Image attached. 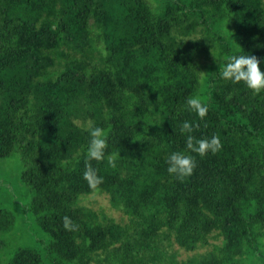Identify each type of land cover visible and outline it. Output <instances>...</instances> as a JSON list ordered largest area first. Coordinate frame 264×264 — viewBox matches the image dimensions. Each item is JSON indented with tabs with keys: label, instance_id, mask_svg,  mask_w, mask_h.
Masks as SVG:
<instances>
[{
	"label": "trees",
	"instance_id": "16d2710c",
	"mask_svg": "<svg viewBox=\"0 0 264 264\" xmlns=\"http://www.w3.org/2000/svg\"><path fill=\"white\" fill-rule=\"evenodd\" d=\"M245 52L264 70V0H0V159L18 153L33 192L7 205L0 172L6 264H264V92L220 77ZM184 121L222 148L188 150ZM90 125L116 167L86 161ZM173 151L194 158L191 176L167 171ZM92 194L125 217L84 205ZM15 210L46 233L35 246L6 240Z\"/></svg>",
	"mask_w": 264,
	"mask_h": 264
},
{
	"label": "clouds",
	"instance_id": "9594fccd",
	"mask_svg": "<svg viewBox=\"0 0 264 264\" xmlns=\"http://www.w3.org/2000/svg\"><path fill=\"white\" fill-rule=\"evenodd\" d=\"M247 53V52H245ZM220 77L223 80L230 81L234 84L243 83L244 86L253 93L259 94L264 92V70L261 68V61L254 55L237 54L230 56L222 70ZM186 107L191 112L196 113L203 119L208 107L203 98L198 95H193L186 100ZM89 136V141L85 150L86 161L101 162L107 158V163L111 167H116L118 159L117 154L108 155V132L106 129L99 126H88L85 129ZM181 133L186 135V148L201 157L208 153L215 154L222 148V143L219 136L213 135L211 138L196 139L193 133V124L189 121H184L180 128ZM167 171L178 178H186L193 174L196 167V161L191 155L184 151H173L166 159ZM84 179L88 181L90 188L98 189L103 183V177L100 176L96 169L89 163L84 172ZM69 217H64V228L69 231L76 229Z\"/></svg>",
	"mask_w": 264,
	"mask_h": 264
},
{
	"label": "rangeland",
	"instance_id": "374dc122",
	"mask_svg": "<svg viewBox=\"0 0 264 264\" xmlns=\"http://www.w3.org/2000/svg\"><path fill=\"white\" fill-rule=\"evenodd\" d=\"M22 168V160L18 153H13L7 158L0 159L1 175L9 182L8 184H3V187L9 188L11 190L9 193L11 196L10 198L11 200H14L11 201L10 199L6 198L4 202L11 207L13 204H15V201H19L24 207H27L32 201L33 192L31 186L20 181ZM82 203L90 208H93L94 210H97L98 212L103 211L118 221L125 217L121 211L111 206L109 198L105 194H92L84 199ZM16 222V227L5 235V238L8 240L10 246H33L38 241V238L44 239L46 237V233L25 213L16 211ZM174 249L180 250L179 259H185L190 254L184 251L182 248L180 249L176 244ZM199 251L202 252L205 251V249L202 248ZM8 256L9 254L7 253V250L0 252V264H6L8 261Z\"/></svg>",
	"mask_w": 264,
	"mask_h": 264
}]
</instances>
